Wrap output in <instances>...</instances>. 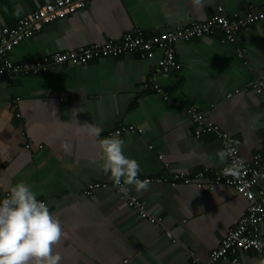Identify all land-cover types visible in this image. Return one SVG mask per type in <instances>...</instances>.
Masks as SVG:
<instances>
[{
	"label": "crops",
	"instance_id": "crops-1",
	"mask_svg": "<svg viewBox=\"0 0 264 264\" xmlns=\"http://www.w3.org/2000/svg\"><path fill=\"white\" fill-rule=\"evenodd\" d=\"M47 1L52 0H0V28L14 26ZM83 1L74 12L20 41L9 58L28 61L101 45L134 28L155 35L204 21L219 5L231 17L243 15L250 5H264V0H205L201 11L191 0ZM161 55L156 49L152 57L135 52L98 56L37 75L0 76V200L19 182L30 186L65 233L54 249L61 264L205 262L245 213L247 201L231 188L205 187L213 170L224 165L215 156L222 145L214 131L195 137L187 108L195 105L228 133L245 161L264 151V19L238 30L233 41L215 30L179 42V67L162 74ZM152 75L167 99L144 86ZM259 79L260 93L253 86ZM84 124L103 132L93 139ZM121 125L141 130L118 134L125 141L124 154L138 161L139 176L167 177L142 193L131 186L127 191L148 213L162 217L161 224L141 218L112 186L85 193L89 182H112L101 168L97 144L116 135L109 132ZM170 171L183 172L191 183L171 180ZM194 181H203V187L198 189ZM257 187L264 191V179ZM236 257L239 264H258L264 253L247 251ZM213 264L231 263L220 259Z\"/></svg>",
	"mask_w": 264,
	"mask_h": 264
},
{
	"label": "built area",
	"instance_id": "built-area-1",
	"mask_svg": "<svg viewBox=\"0 0 264 264\" xmlns=\"http://www.w3.org/2000/svg\"><path fill=\"white\" fill-rule=\"evenodd\" d=\"M83 2V0L47 1L19 18L14 26L0 28V76L5 75L10 80L20 75H37L63 64H86L98 56H117L135 52L141 57H152L156 49H160L162 52L158 61V73L162 74L172 68L179 67L175 58V46L179 42L208 35L215 30L222 31L225 39L233 41L238 30L264 19V5H250L243 15H233V17L226 15L223 7L219 5L217 13L204 21H193L188 26L177 27L155 35L145 36L140 28H134L126 31L119 38L106 40L101 45H81L75 49L57 51L28 61H12L9 58V51L18 45L20 41L30 37L34 32L39 31L43 25L54 19L74 12L83 5ZM239 56H241V53ZM155 78L154 75L149 77L144 86L151 87L154 91L161 93L164 99H167L168 94L155 82ZM261 84L262 82L259 79L253 85L259 93L261 92ZM187 111L195 126V137L203 132L214 131L220 139L222 148L229 140L233 141L228 133L222 131L212 121L207 120L204 113L195 105H189ZM135 131L141 132L133 125H121L110 131L109 135ZM231 146L236 149L235 155L229 157L222 167L213 170L212 176L204 184L208 190L216 185L231 188L247 201L245 213L234 227L226 231L219 245L209 252L207 260L205 262L195 261V264H213L220 259H228L231 264H239L236 255L241 252L264 253V232L260 231V225L264 223V191L257 187L258 181L264 179V151L255 153L249 161H245L244 170L237 178L222 174L223 167L230 164L233 159L241 158L236 145ZM164 167L168 170V164L165 163ZM169 176L173 181H181L184 184L191 183V179L183 172L170 171ZM138 178L141 180L146 179L150 183H161L167 179L163 175L154 177L139 176ZM194 182L198 189L203 187V181ZM109 186H112L118 197L128 207L136 210L141 218L147 219L150 223H162V217L148 213L142 201L128 192H121L113 182H89L85 193L91 194L95 190L105 189ZM7 195L8 192L4 194V198ZM167 235L171 237V233L168 232Z\"/></svg>",
	"mask_w": 264,
	"mask_h": 264
},
{
	"label": "clouds",
	"instance_id": "clouds-1",
	"mask_svg": "<svg viewBox=\"0 0 264 264\" xmlns=\"http://www.w3.org/2000/svg\"><path fill=\"white\" fill-rule=\"evenodd\" d=\"M194 7L203 11L205 0H191ZM22 11L17 8V14ZM93 139L99 138L103 129L92 124H84ZM79 128L77 129V132ZM237 143L229 140L217 150L215 156L218 164H225L233 157L236 149L231 145ZM125 141L116 134L99 139L101 168L109 174L112 182L121 192H127L128 186L137 193L149 189L150 181L139 179L138 161L124 154ZM65 151L68 145H62ZM243 157L233 159L223 167L225 176L239 177L244 170ZM65 233L59 219L50 212L45 202L39 201L36 194L26 182H19L10 187L8 195L0 200V264H61L62 256L54 249L60 244ZM264 264V260L258 261Z\"/></svg>",
	"mask_w": 264,
	"mask_h": 264
}]
</instances>
